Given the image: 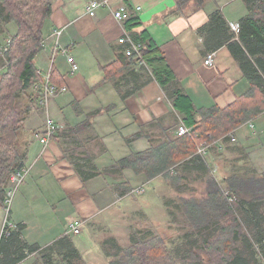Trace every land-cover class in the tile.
<instances>
[{
  "label": "crops",
  "instance_id": "obj_1",
  "mask_svg": "<svg viewBox=\"0 0 264 264\" xmlns=\"http://www.w3.org/2000/svg\"><path fill=\"white\" fill-rule=\"evenodd\" d=\"M50 1L52 12L44 24L42 49L34 59V66L42 75L51 72L56 83L64 85L67 92L51 100L39 124L38 117L32 116V127L26 128L27 142H21L23 165L32 166V170L15 195L9 222L14 227L25 226L23 238L31 245L45 249L69 237L79 255L93 252L102 256L99 242L103 237L109 234V240H116L114 231L130 228V223L134 226L144 223L155 231L168 220L167 228L171 227L175 222L170 215L185 200L188 183L195 176L202 178L197 171L188 169L191 165L187 162L169 172L172 178L178 175L176 181L163 176L149 180L131 170L113 169L115 163L151 148L150 138L141 134L154 121L163 120L160 129L171 128L173 133L174 122L181 124L185 119L174 109L167 91L151 80L147 66L136 67L134 74L126 75L123 92L138 89L127 99H122L113 83H103L105 72L125 56V47L119 40L127 34L147 31L195 109L224 110L243 96L250 85L227 47L214 51L212 66L205 65L211 53L205 47L201 29L217 10L228 25L239 23L248 10L242 0H207L203 9L194 13L188 9L182 14L175 13L179 0H113L112 8L100 9L91 18L88 7L95 0ZM121 4L128 5L131 14L140 19L141 26L133 32H128L125 26L129 19L121 23L113 15ZM56 31H62L59 38L54 36ZM68 58L74 59L77 71L72 70ZM29 94L38 96L34 89ZM35 108L39 110L38 100L32 110ZM31 111L24 125L31 123L28 119ZM91 114H94L91 127L82 132L77 143L82 152L77 158L82 162L90 160L84 165L95 166L100 175L83 181L65 158L60 147L62 139L56 138L55 143L53 140L44 148L34 135L42 132L48 119L63 131L81 125ZM257 127L264 132V115L212 143L204 158L211 175L219 169L225 177L245 173L257 176L264 172L260 170L264 167V140L257 141L255 134L252 136ZM160 129L150 130L152 138L160 136ZM213 178L221 187L224 185V179ZM142 186L146 189L144 195H132L131 191ZM161 187L172 196L158 193ZM166 196L179 202L164 200ZM3 210L4 204L0 205V232L4 225ZM74 221L84 223L78 236L67 234ZM94 247L96 252L92 251Z\"/></svg>",
  "mask_w": 264,
  "mask_h": 264
},
{
  "label": "trees",
  "instance_id": "obj_2",
  "mask_svg": "<svg viewBox=\"0 0 264 264\" xmlns=\"http://www.w3.org/2000/svg\"><path fill=\"white\" fill-rule=\"evenodd\" d=\"M242 1L248 15L239 22L238 35L231 31L219 10L212 14L209 24L201 29L207 51L214 53L227 47L250 85L249 90L229 108L196 110L147 31L130 35L136 43L142 45L140 54L131 57L123 55L117 65L105 72L103 83H113L122 99H127L138 89L123 92L126 75L134 74L136 67L147 66L152 73L151 80L167 91L169 98L173 100L174 109L185 115L182 123L193 128L199 135L197 141L177 137L171 133V128L160 129L163 120L154 121L146 127L147 132L141 134L150 138L151 148L115 163L113 169L119 172L131 170L149 180L163 176L176 181L178 175L177 178H172L169 172L187 162L191 165L188 169L197 171L206 181L205 196L200 202L196 199L182 200L177 211L170 215L179 229L194 228V233L186 234V238L205 233L202 240L199 241L200 238L196 237L191 242L190 250L174 257L169 252L166 240L159 235L144 237L138 241L134 239L125 249L113 245L116 254L110 264L248 263L240 252L239 244L251 247L244 226L250 222L255 223L258 228L259 218L263 217L260 210L264 207V175L228 177L224 180L225 190L211 176L204 158L195 156L197 143L210 145L264 115V0ZM206 2L207 0H179L175 13L182 14L188 9L193 13L197 12L204 8ZM51 12L50 0H0V60L4 61L1 62L4 70L0 75V205L6 199L10 178L24 167V149L19 137L29 112L39 99V94L33 96L29 92L41 81L34 59L42 49L43 27ZM10 24H15L17 32L10 38L8 50L3 54L2 36ZM125 26L128 32H133L141 26L140 19L131 14ZM141 61L145 65H141ZM51 82L58 87L64 86L56 83L52 73ZM93 115H88L86 121L75 128L66 127L63 131H58L55 137L62 139L61 150L83 181L100 175L95 166L84 165L90 160L82 162L77 158L82 154L77 143L80 142L82 132L90 129ZM178 125L180 122L176 120L172 127ZM156 127L160 129V136L152 138L154 135L149 132ZM229 199L233 201L229 202ZM177 213L183 220L176 219ZM193 222H199L200 225L192 227ZM24 228V225H17L14 230L7 229L8 235L0 239V264H21L30 256L46 249L27 243L23 238ZM261 242L262 240L259 241ZM53 245L56 247L52 249L56 248L54 251L65 255L67 259L80 257L69 237H64ZM119 252L121 253L117 254Z\"/></svg>",
  "mask_w": 264,
  "mask_h": 264
},
{
  "label": "rangeland",
  "instance_id": "obj_3",
  "mask_svg": "<svg viewBox=\"0 0 264 264\" xmlns=\"http://www.w3.org/2000/svg\"><path fill=\"white\" fill-rule=\"evenodd\" d=\"M5 30V28L3 29ZM17 32V28L15 26V24H10L9 27L7 28V30L5 31V34L2 36V43L3 45L6 44V40L10 39L11 37H13ZM1 57V55H0ZM4 62L3 60H0V68L3 69L4 66H2V63ZM2 71H1V75H2ZM53 100V99H52ZM42 115H44V109L39 107V110H37L36 108L33 109L31 111V114L29 116V120L31 123L29 124H25L24 128L20 134L19 137V142H27V138L28 136L26 135V128L32 127L33 124V119L32 116H37L39 121L38 124L41 122V118L43 117ZM47 123V122H46ZM46 125V124H45ZM44 128V127H43ZM44 130V129H43ZM42 130V131H43ZM253 134H255L253 136ZM34 135V133H33ZM29 136H32L31 133H29ZM252 136L255 138V140L260 141V140H264V132H262V128H256L253 133ZM35 139L38 140L36 134L34 135ZM25 140V141H24ZM57 141L56 138H54L53 143H55ZM52 143V142H51ZM25 145V144H24ZM252 164V162H251ZM257 164V163H256ZM29 167V166H27ZM221 169L218 170V172L214 175H211L212 177H217L216 179H220L221 180H225L228 177L234 176L233 174L230 176H222L221 174ZM256 170V169H255ZM260 170L264 171V167H261ZM251 173H256L251 171ZM257 173H260L259 171ZM243 176L246 177H252L249 174L245 173V174H241ZM258 177H261L264 175V172H262V174H256ZM218 183V182H217ZM224 183V182H223ZM220 185V183H218ZM221 186V185H220ZM225 187V185L222 186V188ZM225 189V188H223ZM226 190V189H225ZM164 193L166 195H171V193L168 192L167 189L164 188H159L158 193ZM205 192H206V181H204L203 178H198L195 176V179H192L188 185H187V192L185 193V200H189L192 201L194 199H196L198 202H200V199H203V197L205 196ZM15 199V197H14ZM13 199V200H14ZM164 200H172L174 201H178L177 198H173V197H169L166 196V199ZM15 201V200H14ZM179 202V201H178ZM171 211H174V209L171 208ZM4 212V210H3ZM260 213L263 215V217L261 216L259 218L260 224L259 227L257 228L255 223L251 224L250 222H248V224H245V231H246V236L249 240V244L251 245V247L248 244H239V249L240 252L244 255V257L247 259L248 263L247 264H264V207L260 210ZM177 220L181 221L183 220L181 218V216L179 215V213H177ZM237 215V214H236ZM6 217V211L4 212V217H2V220H5ZM238 217V216H237ZM239 217L241 218V216L239 215ZM177 221V223H178ZM192 220H190L191 222ZM241 221H243L241 219ZM3 223V222H2ZM130 228H126L124 230L123 229H119L114 231V234L116 235V240H109L111 239L110 236H104L103 239L99 242V247L101 249V251L103 252L102 256L100 255H95L92 254L93 252H90L89 254H85L84 256H81L78 259H67V257L65 255H60L58 253V251H54V249H52V247H56L55 245H51L49 247H46V249L43 252H39L38 255H33L31 257H29L26 261H24L21 264H110L112 258L114 257V255L116 254V249H115V245H117L118 247L125 249L126 247L130 246L132 241L135 239V241L141 240L142 238H151L153 237L152 235H159L162 238H164L168 244V249L169 252L171 254V256L177 257L179 256L178 254H182L183 252H186L188 250L191 249V242L196 239V237H199V241L202 240L205 237V233H201L200 236H190L186 238V234L189 235V233H194V228L190 229V228H178V224L174 223L171 227L167 228V225H169L168 220L166 222V224H159V229L153 231L150 230L147 224H142L141 225H133L132 223ZM188 224H192V223H188ZM200 223L199 222H193V225H197ZM16 227H14L13 229H15ZM150 232V233H149ZM111 233V232H110ZM149 233V234H147ZM262 240L261 243H259V241ZM98 242V240L96 241V243ZM114 245V246H113ZM245 245H248L245 246ZM96 246V244L94 245ZM92 251L96 252V248L94 247L92 249ZM121 252L117 253L120 254ZM93 258V260H92Z\"/></svg>",
  "mask_w": 264,
  "mask_h": 264
},
{
  "label": "built area",
  "instance_id": "obj_4",
  "mask_svg": "<svg viewBox=\"0 0 264 264\" xmlns=\"http://www.w3.org/2000/svg\"><path fill=\"white\" fill-rule=\"evenodd\" d=\"M113 0H95L92 1L88 7V16L91 18H95L97 15V12L100 9H110L112 8ZM137 11L140 10V8L136 9ZM132 13V9L129 8L126 4H121L117 9L113 10V15L115 19L118 22H125L130 18V15ZM230 29L232 32H234L236 35L239 34L240 31V25L239 23H231L229 24ZM62 34V31H56L54 33V36L56 38H59ZM11 40H6V44L2 48V53H6L8 50V46L10 45ZM119 44L125 47V55L126 57H131L134 54H140L142 50V45L140 43H136L130 35H125L119 40ZM214 53H211L207 56L205 60V65L212 66L214 62ZM69 64L72 66L73 71L78 70V66L75 64L73 58H68ZM141 65H145L142 61L140 62ZM4 69L0 68V75L1 71ZM37 74L40 77L41 81L34 87V90L39 94L38 99V105L39 107L45 109L48 107L49 103L53 98H55L58 95L65 94L67 92V88L64 87H58L54 85L51 82V72L42 75V73L37 70ZM61 127L58 126L54 121L48 119L47 123L44 127V130L41 133H37L36 136L40 142V144L45 148L49 145L51 141L54 140V138L57 136L58 131H60ZM174 135L177 137H188L193 141H197L199 138V135L197 132L194 131L193 128H188L186 125L181 123L180 125L176 126L175 131H173ZM212 146V144L207 145L205 143H197L196 144V153L195 156H200L202 158H205L208 154L209 148ZM32 170L31 167H23L21 170L17 171L12 175L10 178V187L6 192V199L4 201L5 211H6V217L4 220V225L2 227V230L0 232V239L3 236L8 235L7 229L14 230V226L11 225L9 222V215L11 211V206L13 203V199L18 192L19 188L24 184L27 176ZM132 192V195L135 196H142L145 194L146 189L144 186L138 187L134 189ZM227 195V193L225 194ZM232 199H229V202H232ZM84 223L81 221H74L69 225V229L67 231L68 235H74L78 236L81 234L82 228Z\"/></svg>",
  "mask_w": 264,
  "mask_h": 264
}]
</instances>
